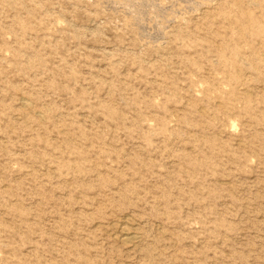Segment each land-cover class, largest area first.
I'll return each mask as SVG.
<instances>
[{
    "label": "rangeland",
    "instance_id": "374dc122",
    "mask_svg": "<svg viewBox=\"0 0 264 264\" xmlns=\"http://www.w3.org/2000/svg\"><path fill=\"white\" fill-rule=\"evenodd\" d=\"M0 264H264V0H0Z\"/></svg>",
    "mask_w": 264,
    "mask_h": 264
},
{
    "label": "bare ground",
    "instance_id": "6f19581e",
    "mask_svg": "<svg viewBox=\"0 0 264 264\" xmlns=\"http://www.w3.org/2000/svg\"><path fill=\"white\" fill-rule=\"evenodd\" d=\"M122 234H124V233H122ZM123 238H124V237H123ZM129 240H130V239H128V240L125 239V241H129ZM123 241H124V239H123ZM129 242H130V241H129Z\"/></svg>",
    "mask_w": 264,
    "mask_h": 264
}]
</instances>
